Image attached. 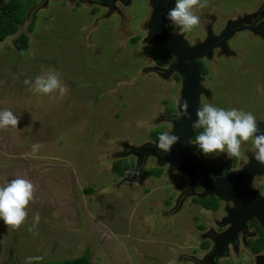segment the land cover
I'll use <instances>...</instances> for the list:
<instances>
[{"label":"rangeland","instance_id":"1","mask_svg":"<svg viewBox=\"0 0 264 264\" xmlns=\"http://www.w3.org/2000/svg\"><path fill=\"white\" fill-rule=\"evenodd\" d=\"M9 1L0 0V11ZM33 1L17 33L0 43V110L20 121L0 129V185L26 175L38 187L21 228L0 220V264H26L28 257L45 264L86 253L93 264H194L192 254L203 259L199 245L215 228L214 216L191 205V198L181 211L173 208L188 183L151 153L152 147L162 152L152 133L173 131L165 111H175L182 89L151 58V0ZM199 12L201 24L183 32L192 44L223 34L231 22L248 25L224 50L204 57L210 73L201 83L207 94L200 104L264 115V96L251 85L264 82V0H207ZM23 33L30 48L19 53L13 39ZM49 69L67 86L63 97L50 99L25 85ZM34 143L42 145L36 154ZM215 158L226 160L219 153ZM120 159L140 162L138 169L114 175ZM155 169L163 170L161 177L151 173ZM37 212L39 224L29 231ZM200 224L207 227L203 233Z\"/></svg>","mask_w":264,"mask_h":264},{"label":"clouds","instance_id":"2","mask_svg":"<svg viewBox=\"0 0 264 264\" xmlns=\"http://www.w3.org/2000/svg\"><path fill=\"white\" fill-rule=\"evenodd\" d=\"M205 7L207 0H175V7L168 11L166 19L180 32H191L201 24L199 10ZM24 83L33 93L48 96L50 99H55L57 93L63 97L68 91L60 73L55 69L37 75L34 80L25 79ZM175 104L179 109L178 119H191L187 100L177 98ZM195 116L196 119L191 124L195 133L194 145L205 156L219 153L228 159H243L246 146L252 141L254 159L264 165V129L259 127L251 112L237 108L225 109L209 102L200 104ZM19 122V117L11 110H0V129L17 128ZM178 142L179 137L173 132H163L159 134L155 146L162 152L169 153ZM41 147L40 143L32 144V153L36 154ZM37 187L26 175L0 185V220L7 227L19 229L24 225L28 217V206L35 200ZM39 221L40 214L37 212L29 231H34ZM34 259L40 260L42 257H28L26 264H32Z\"/></svg>","mask_w":264,"mask_h":264},{"label":"flooded vegetation","instance_id":"3","mask_svg":"<svg viewBox=\"0 0 264 264\" xmlns=\"http://www.w3.org/2000/svg\"><path fill=\"white\" fill-rule=\"evenodd\" d=\"M99 0L98 2H100ZM130 3L131 0H128ZM152 3V0H151ZM159 3V10L160 14L164 15L165 13H168V11L172 8L175 7V0H158ZM158 5V4H157ZM155 7L152 5V12L151 15H149L148 23H147V32H148V40L153 43V46L156 49L157 53H162L160 51L159 46L156 44V38L153 33L152 29V20L153 16L155 14ZM233 24V25H231ZM251 24V23H250ZM171 24L169 21L168 24H166V31L168 34L172 35H178L183 37L184 34L183 32L178 31L177 33L173 30L168 31L167 27ZM231 25L229 28L226 27L225 31L223 34H217V33H210V37L208 39H214V44L212 48L210 49L209 54H214L215 53V48H222L223 50L225 49L227 43L230 39H232L233 35V40L237 39L239 35L237 33L239 32L240 29H242L247 23H229ZM212 26V24H211ZM209 27L207 28H211ZM210 30V29H209ZM205 32L208 34V30L205 29ZM211 32V31H209ZM212 34V35H211ZM185 38V36L183 37ZM182 39V38H181ZM186 39V38H185ZM184 39V40H185ZM187 40V39H186ZM205 40L204 42H206ZM188 42V40L186 41ZM204 42H195V43H190L188 44L190 46H194L196 44H202ZM166 45V44H165ZM166 47H168L166 45ZM155 52V51H154ZM151 52V53H154ZM167 55V54H166ZM172 56V62L166 66V67H161L164 69H168L167 74H169V77L173 79L174 83L180 84L181 85V91H180V97L182 99V90L184 89V86L186 85V80L191 78V75L193 74V70L197 73V78L199 79V89H200V96H199V106H200V101L201 98L203 97L202 95L207 94L206 91H204L201 87V83L203 82V78L208 76L210 73L209 68L205 64L204 57L197 59L195 61L196 66L194 68L188 66V73L182 72V67L177 68V60L175 57ZM156 63V62H155ZM202 64V65H201ZM157 67H160L156 63ZM187 75L189 77H187ZM253 87L257 86V90L261 93L262 96H264V82L262 81H257L253 82L251 84ZM202 92V94H201ZM177 107V106H176ZM244 111V110H243ZM165 118H167V121L172 124V130L174 131V120L178 117L179 115V109L178 107L175 109V111H172L171 113H167V110L165 111ZM256 117V115H254ZM258 125L261 123H264V115L262 116H257L256 117ZM172 131V132H173ZM195 137V135H194ZM194 137L191 140V145H192V162L196 168V170L207 177L210 178H227V177H232L233 175H238L239 173H242L245 169H247L252 163H258L253 156V153L255 151L253 147L252 141H249L247 144V151L245 152V158H231L228 159L226 158L225 161H218L216 158L214 159V154L205 156L203 153H201L198 149V146L194 145ZM151 153L155 155L157 159H159V155H163L162 152L157 151V149L154 150L152 147ZM140 160L143 159L142 156ZM221 159V158H220ZM140 162H135V168L131 172H135L138 169V164ZM162 163V162H161ZM164 163H162L163 165ZM177 172V171H176ZM205 172V174L203 173ZM129 173V172H128ZM180 175H183V182H187L188 186L186 189L182 191V194L179 195L177 198L176 204L173 206L176 210H182L183 206L187 198H191L190 204L193 206H201L198 204L196 201L199 199H216L219 204V209L217 211H212L205 209L209 211L210 213L213 214L214 216V223H215V228L210 227L209 229L206 230L207 227L205 225H199L200 232L205 233L202 234V241L200 242V248L202 247L203 252H205L203 259L202 258H196L194 254L188 258V261H191L194 264H264V226L262 222L257 218L253 217L251 220L246 221L245 225L237 232V234L232 238V240L227 244L226 246V255L220 258L217 257H212V262L209 261L208 259L211 257L215 246H216V239L220 238L224 233H226L229 229L233 228L232 223H228L227 220L232 218L231 212H239L238 208L236 206V203L233 200L230 201H225L223 199L218 198L217 196H207L206 198H199L195 194L202 193V195L205 193V189L203 188H194L192 186L191 180L189 179L188 176L185 174H182L180 172H177ZM223 173V174H222ZM126 176V175H125ZM124 176V177H125ZM122 178V177H121ZM250 184L253 190L257 191L258 194L264 198V173L262 174H254L251 177ZM195 195V196H194ZM170 200V199H169ZM168 205L169 201L167 202ZM167 205V206H168ZM206 212V211H205ZM222 214L223 217L221 218H215L217 217V214ZM208 248H204V247ZM202 251V250H201Z\"/></svg>","mask_w":264,"mask_h":264},{"label":"water","instance_id":"4","mask_svg":"<svg viewBox=\"0 0 264 264\" xmlns=\"http://www.w3.org/2000/svg\"><path fill=\"white\" fill-rule=\"evenodd\" d=\"M157 2L158 0H152V5L156 11L151 25L156 38V44L159 46L161 52L167 55H173L176 58L177 68L182 67V72L188 73V66L194 68L197 59L209 56L208 53L214 44V39H208L202 44L190 46L182 37L168 34L166 31V24L169 22L166 19L167 13L164 15L160 14V5ZM158 69L164 72V69ZM187 77L189 76L187 75ZM186 81L182 92V99L189 102L191 119L176 118L174 120L173 133L179 137V142L173 146L169 153L159 155V160L164 164H169L174 171L188 176L194 188L205 189L202 198L214 195L225 201L233 200L236 203L239 212H231L232 218L227 220L234 227L216 239L215 249L208 259L212 262V257L220 258L226 255L227 244L245 225L246 221L257 217L264 226V198L257 191L253 190L250 184L251 177L254 174L264 173V165L259 162L252 163L238 175L214 179L204 176L196 170L192 162L191 140L195 133L191 124L196 119L195 112L199 106L200 85L197 73L193 70L191 78ZM259 127L264 129V123L259 124Z\"/></svg>","mask_w":264,"mask_h":264},{"label":"trees","instance_id":"5","mask_svg":"<svg viewBox=\"0 0 264 264\" xmlns=\"http://www.w3.org/2000/svg\"><path fill=\"white\" fill-rule=\"evenodd\" d=\"M34 6V1L29 0L23 2L22 0H10L0 11V43L6 39L12 37L17 33L18 28L24 23L28 14L31 12ZM94 12H97L95 9ZM35 17L30 25V31L34 30ZM138 42V38L133 41ZM14 47L17 52L24 53L30 48L29 37L26 34H21L13 39ZM151 58L160 66L166 67L172 62V56L162 53H151ZM163 130H156L152 133L154 140L158 143L159 134L163 133ZM195 141V137H194ZM135 168V161L133 159H120L116 160L112 165V173L118 177H124L128 172H131ZM148 173V172H147ZM156 177H161L163 170L155 169L151 172ZM198 204L203 206L205 209L217 211L219 204L216 199H199L196 201ZM208 248L207 246L204 247ZM45 264H93L88 253L84 256L76 259L62 260L55 262H48Z\"/></svg>","mask_w":264,"mask_h":264}]
</instances>
